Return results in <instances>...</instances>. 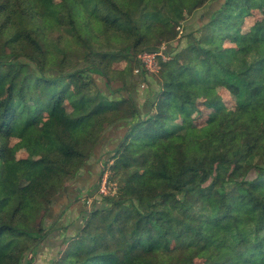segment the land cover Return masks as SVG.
<instances>
[{
    "label": "trees",
    "instance_id": "trees-1",
    "mask_svg": "<svg viewBox=\"0 0 264 264\" xmlns=\"http://www.w3.org/2000/svg\"><path fill=\"white\" fill-rule=\"evenodd\" d=\"M209 1L0 0V77L12 71L0 96V264L38 252L54 199L121 122L110 161L120 194L86 208L56 264H264V18L242 31L264 13V0H223L188 47L161 63L144 111L133 94L117 95L131 92L128 77L140 65L132 51H158L163 34ZM115 59L126 69L112 71ZM79 60L85 67L67 72ZM89 71L105 78L106 91ZM218 88L235 109L218 129L206 125L189 139L194 127L180 116L200 100L224 109ZM65 102L71 112L62 116ZM15 134L32 146L25 158L14 156ZM230 138L239 151L224 147Z\"/></svg>",
    "mask_w": 264,
    "mask_h": 264
},
{
    "label": "rangeland",
    "instance_id": "rangeland-1",
    "mask_svg": "<svg viewBox=\"0 0 264 264\" xmlns=\"http://www.w3.org/2000/svg\"><path fill=\"white\" fill-rule=\"evenodd\" d=\"M44 1L47 6H54L60 2V0H44ZM222 2L223 0H210L203 7L195 10L192 14L187 13L184 21L180 25L176 26L173 33H165L161 36L162 44L159 47L162 49H172L173 51V54L172 56L170 55L168 61L172 59L174 54L179 53L183 49L188 47L189 45L188 35L191 34L192 32H195L205 22H207L210 18V15L222 5ZM263 18H264L263 12L261 11L255 12L251 18L247 19L246 24L242 31L246 33L249 30V28L257 20L263 19ZM59 34H60V31L59 32L56 31L55 34L53 35H55V37H58ZM61 34H63V32H61ZM231 46H233L231 42L226 43V47H231ZM123 52H126L125 49ZM132 53L133 55L137 56V58L139 59V56L141 55V53H144V52H141V49H138V50L132 51ZM51 57L53 58V56ZM77 63H78L77 65L69 67L67 72L75 71L76 69H82L85 67L82 61L80 63V60ZM58 65H59V62L57 59L51 60L48 65V69H50L49 72L51 74H57L58 71L56 69L59 68ZM124 69H126V62L122 59H115L111 64V70L114 72L120 73ZM160 69L157 70L158 71L157 73H152V72L149 73L148 71L144 70L142 63L140 61V65L135 66L131 75L128 77L127 84L130 88L132 87L131 90L129 89L131 92L130 93L121 92L117 95H119L120 97L122 96L127 97L130 94H133V96H135L136 98L135 100L138 102L139 107L144 111V108H146L150 104L151 95L159 90L160 84L158 81V73ZM143 71H144V74H143ZM94 73L95 72L93 71H89V74L91 76L93 75L94 78L96 79V83L98 84V86H100L104 91H106L105 81H104L105 78L98 74L96 75ZM11 74H12V71H9L6 75H3L2 77H0V96L1 97L5 96L6 89L10 83ZM120 80L121 79L117 77H113V81H114L113 84H114L115 89H121L123 87ZM218 92L221 95L224 103L227 105L224 109H217L214 106H212L211 103L209 102L204 103L203 100H200L198 101V107L190 115L180 116L179 122L185 125L194 127L187 134L189 139L193 137H198V136L201 137V128L206 125H210L215 130L218 129L220 125L222 124V122L224 121L225 117L235 109V99L233 95H231L224 88H218ZM67 105L62 107L60 111L62 116L67 115V112L71 111V108L69 107V105L68 106ZM261 118L263 119L264 115H261ZM45 119H46V116H43L41 119V123H43ZM11 144L15 146L14 156L16 159L27 157L32 148L30 144L24 143L22 141V136L20 134H15L12 137ZM224 147L225 148L231 147L234 150L239 151L241 148V143L239 140L230 138L225 141ZM168 150H171V145L168 147ZM184 151L186 154H190L191 152L188 147L185 148ZM112 157L113 156H108V157L106 156L103 158L104 159L103 164H101V162H97L98 164H96V167L99 169V179L101 180V175H102V181L103 179H106L108 181L107 187L108 189L110 188L109 190H111V192L110 194H108V196H100V194H98L99 196H96L98 198H93L91 197V195H87L84 193V191H82L81 193H83L84 196L80 200H78V203L82 202L84 206L88 209H91L94 206L95 201L99 200V198L100 199L109 198V197L114 198V197H118L120 194V183L116 178H113L112 170L110 168L111 165L113 164V162H110ZM89 160L93 161L91 158H89ZM101 165L106 166L103 174H101V171H102ZM80 173L78 171L77 175ZM77 175L73 179L69 180L66 183V185L63 187V189L65 187L72 186V185L73 186L77 185L78 187L79 185L77 184V181H76L78 177ZM102 181H100V184H99L100 186L102 184ZM58 195L56 196V198L58 197ZM100 201L102 202V200ZM48 211H47V215L43 217L42 225L45 227V229L50 230L51 231L50 234L52 235V233L54 234L55 231L51 230L52 229V227H50L51 221L47 220ZM64 214L66 215L65 217L62 216V222L65 225V226L63 225V227L72 226V228L62 229L63 231L61 230L62 231L61 236H60L62 239L61 242L58 244H55V241L51 240V243L53 245H56L53 248H48L49 246L46 245V243L48 242L46 241H45L46 243L45 242L41 243L37 253L36 251L26 252L25 258L22 264H26V260L34 256H35L34 264H56L57 262H60V257L63 255L66 245L71 239H74L78 235L77 229L83 226L84 221H85L84 219L85 217L80 218V216L77 215L75 211L72 213H69L70 215L67 214V212ZM76 225L77 227L79 225V228H76ZM51 235H50V239H51ZM48 238L49 236L47 237V239ZM61 263H65V262H61Z\"/></svg>",
    "mask_w": 264,
    "mask_h": 264
},
{
    "label": "crops",
    "instance_id": "crops-1",
    "mask_svg": "<svg viewBox=\"0 0 264 264\" xmlns=\"http://www.w3.org/2000/svg\"><path fill=\"white\" fill-rule=\"evenodd\" d=\"M66 105L67 103L65 102L63 107ZM95 107H96L95 105H90L89 110H93ZM69 112L71 111H68L67 114ZM123 126L124 125L121 122V123L114 124L113 126L109 127L106 130L98 146L95 148L91 156V159L93 161L89 160L79 170V173L80 172L81 173L77 175L78 177L76 180L79 186L77 187V185L76 186L72 185V186L65 187L59 193L58 197L54 200L53 205L48 211V216H47V220L51 221L50 227H52V229L55 231L54 234L53 233L52 235L50 234L51 239L49 235V238L46 240V242L48 243L45 242L46 245L49 246L48 248H53L56 246L51 243V240L52 241L54 240L55 244H58L61 242L62 239L60 236L63 231L62 229L72 228V226L63 227L64 223L62 222V216L65 217L66 215L64 213L67 212V214H69L75 211L76 214L80 216V218L82 217L84 218L86 207L84 206L82 202L78 203V200H80L84 196L83 193L81 192L84 191V193L86 194L92 189H94V187L97 185L99 181V169L96 167V164H98L97 162H101V164H103L104 157L113 156L115 154L117 146L125 133ZM76 228H79V225L78 227L76 225Z\"/></svg>",
    "mask_w": 264,
    "mask_h": 264
},
{
    "label": "built area",
    "instance_id": "built-area-1",
    "mask_svg": "<svg viewBox=\"0 0 264 264\" xmlns=\"http://www.w3.org/2000/svg\"><path fill=\"white\" fill-rule=\"evenodd\" d=\"M166 49L160 48L158 51L155 52H144L139 56V59L142 63V66L145 71H148L149 73H157L158 69L161 68V63L168 61L170 55L166 54ZM102 181V175L101 180ZM100 184V183H99ZM108 181L106 179H103L101 186L99 185V188L97 192L94 195H91L93 198H98L96 196H108L110 194L111 190L107 187Z\"/></svg>",
    "mask_w": 264,
    "mask_h": 264
}]
</instances>
